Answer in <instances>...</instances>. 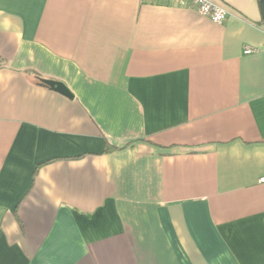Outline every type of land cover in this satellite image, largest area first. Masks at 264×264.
Returning a JSON list of instances; mask_svg holds the SVG:
<instances>
[{
    "label": "crops",
    "instance_id": "obj_1",
    "mask_svg": "<svg viewBox=\"0 0 264 264\" xmlns=\"http://www.w3.org/2000/svg\"><path fill=\"white\" fill-rule=\"evenodd\" d=\"M211 1L0 0V264H264L261 0Z\"/></svg>",
    "mask_w": 264,
    "mask_h": 264
},
{
    "label": "built area",
    "instance_id": "obj_2",
    "mask_svg": "<svg viewBox=\"0 0 264 264\" xmlns=\"http://www.w3.org/2000/svg\"><path fill=\"white\" fill-rule=\"evenodd\" d=\"M179 3H191L198 11L210 17L216 23H223L227 18V11L224 7L214 3L211 0H175ZM254 49L246 48L245 53H252Z\"/></svg>",
    "mask_w": 264,
    "mask_h": 264
},
{
    "label": "water",
    "instance_id": "obj_3",
    "mask_svg": "<svg viewBox=\"0 0 264 264\" xmlns=\"http://www.w3.org/2000/svg\"><path fill=\"white\" fill-rule=\"evenodd\" d=\"M260 3L262 7V13L264 16V0H261ZM42 81L48 86H50L52 89H55L68 97L74 96L70 88L68 87V85L63 81L54 80V79H46V78L42 79Z\"/></svg>",
    "mask_w": 264,
    "mask_h": 264
},
{
    "label": "trees",
    "instance_id": "obj_4",
    "mask_svg": "<svg viewBox=\"0 0 264 264\" xmlns=\"http://www.w3.org/2000/svg\"><path fill=\"white\" fill-rule=\"evenodd\" d=\"M39 83L42 84V85L48 86L47 84H45V83L42 81V78H39Z\"/></svg>",
    "mask_w": 264,
    "mask_h": 264
}]
</instances>
